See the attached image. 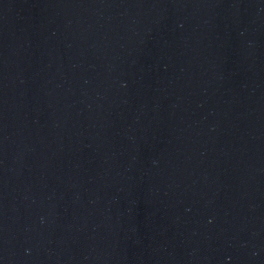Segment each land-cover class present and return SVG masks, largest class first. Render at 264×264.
<instances>
[{"label": "water", "instance_id": "water-1", "mask_svg": "<svg viewBox=\"0 0 264 264\" xmlns=\"http://www.w3.org/2000/svg\"><path fill=\"white\" fill-rule=\"evenodd\" d=\"M0 264H264V0H0Z\"/></svg>", "mask_w": 264, "mask_h": 264}]
</instances>
